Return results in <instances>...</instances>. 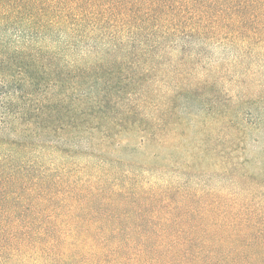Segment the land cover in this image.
Here are the masks:
<instances>
[{
  "label": "trees",
  "instance_id": "1",
  "mask_svg": "<svg viewBox=\"0 0 264 264\" xmlns=\"http://www.w3.org/2000/svg\"><path fill=\"white\" fill-rule=\"evenodd\" d=\"M195 4L0 0V264H264V206L74 149L112 104L174 108L212 45L264 47Z\"/></svg>",
  "mask_w": 264,
  "mask_h": 264
},
{
  "label": "rangeland",
  "instance_id": "2",
  "mask_svg": "<svg viewBox=\"0 0 264 264\" xmlns=\"http://www.w3.org/2000/svg\"><path fill=\"white\" fill-rule=\"evenodd\" d=\"M177 1L196 3L185 9L194 14L264 18V0ZM198 57L189 79L192 94L176 98L174 108L159 114L141 106L132 113L124 102L112 104L109 119L92 121L74 149L86 151L94 140L96 152L108 158L166 170L179 181L189 178L196 189L208 184L229 199L241 195L264 206V47L242 52L216 43ZM70 89L74 106H82L80 92Z\"/></svg>",
  "mask_w": 264,
  "mask_h": 264
}]
</instances>
